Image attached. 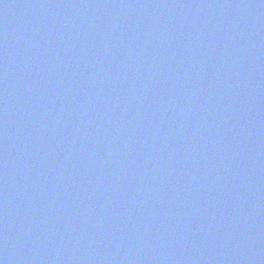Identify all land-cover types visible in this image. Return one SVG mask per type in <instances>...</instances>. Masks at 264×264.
I'll return each instance as SVG.
<instances>
[{"label":"water","instance_id":"water-1","mask_svg":"<svg viewBox=\"0 0 264 264\" xmlns=\"http://www.w3.org/2000/svg\"><path fill=\"white\" fill-rule=\"evenodd\" d=\"M0 264H264V0H0Z\"/></svg>","mask_w":264,"mask_h":264}]
</instances>
